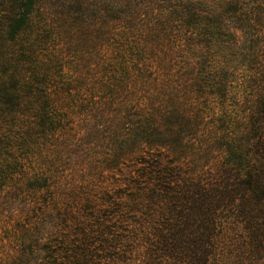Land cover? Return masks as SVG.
<instances>
[{
    "label": "trees",
    "instance_id": "trees-1",
    "mask_svg": "<svg viewBox=\"0 0 264 264\" xmlns=\"http://www.w3.org/2000/svg\"><path fill=\"white\" fill-rule=\"evenodd\" d=\"M0 191V264H264V0H0Z\"/></svg>",
    "mask_w": 264,
    "mask_h": 264
},
{
    "label": "rangeland",
    "instance_id": "rangeland-1",
    "mask_svg": "<svg viewBox=\"0 0 264 264\" xmlns=\"http://www.w3.org/2000/svg\"><path fill=\"white\" fill-rule=\"evenodd\" d=\"M99 151L101 149H98ZM93 151V152H92ZM91 152L95 155L94 150H90L87 155H84L83 157H72V161H70V158L63 161L64 165L55 167L58 169V172L56 175L52 174V177L47 180V184H57V182H61L62 188L59 190L63 192H70L69 194H77L78 191H81L83 193V196L85 200H89L91 198L100 200L104 205L109 204L108 197L113 195V197L119 196L125 201V205L129 207V210L132 212L128 214L129 222H139V183L133 182L130 177H128L125 174H120L118 172L117 176H114L113 174L105 177L97 178L94 181H89V175L91 172V169H88L87 174L81 171V168L83 166H86L88 164L89 160L88 158L91 156ZM26 150H21L20 152H16L17 155H26ZM86 154V153H85ZM92 154V155H93ZM27 156V155H26ZM70 156V155H69ZM31 161V160H30ZM82 162V163H81ZM33 167L32 162H26V166H18L14 170L17 172L14 177L17 180L26 181L28 178H30L29 172L31 168ZM125 169H131V168H125ZM125 172V170L123 171ZM96 175V173H95ZM88 180L87 183L80 184L79 181ZM49 182V183H48ZM16 183V182H14ZM106 186H111L112 191L109 192L104 189ZM13 185H8L7 191H11L13 189ZM103 187V188H102ZM102 188V189H101ZM28 187H24V190L28 192ZM50 194V193H49ZM94 195V196H93ZM8 199V198H7ZM5 196V191H0V216H6L5 214H8L6 212V209L8 205L5 203L7 200ZM118 202V201H117ZM87 204V202H85ZM108 206V205H107ZM2 214V215H1ZM4 222H7L10 220V218H3ZM7 224V223H5Z\"/></svg>",
    "mask_w": 264,
    "mask_h": 264
}]
</instances>
